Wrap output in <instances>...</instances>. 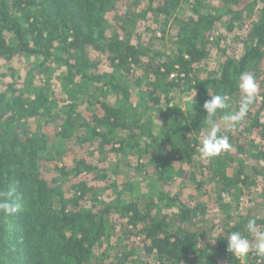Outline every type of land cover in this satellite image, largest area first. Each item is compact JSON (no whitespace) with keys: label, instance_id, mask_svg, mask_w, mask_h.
<instances>
[{"label":"trees","instance_id":"16d2710c","mask_svg":"<svg viewBox=\"0 0 264 264\" xmlns=\"http://www.w3.org/2000/svg\"><path fill=\"white\" fill-rule=\"evenodd\" d=\"M184 3L0 0V60L25 57L35 61L25 77L11 68L12 80L0 88V192L15 189L11 199L21 204L16 214L0 212V264H104L97 262L96 251L114 234V215L120 220L119 237L132 241L131 248L119 257V264L122 259L124 264H241L227 252L224 239L232 231L244 232L250 218L264 230V180L251 198L256 208L226 211L218 201L216 209L206 202L190 206L180 192L165 188L153 194L151 190V196L142 200L117 195L111 201L91 198L93 206L87 207V199L95 194L86 180L76 182L68 193L61 179L67 163L60 166L55 162L67 154L70 142H76L81 148L97 146L98 153L108 155H126L129 150L142 165L152 153L158 181L167 183L174 175L180 180L188 178L186 171L196 165L199 156V140L209 130L202 107L210 99L209 93L228 97L229 108L213 118L221 128L223 114L232 111L234 100L240 103L236 87L239 75L250 72L258 79L264 74V0H224L223 7L209 12L201 11L196 3L189 13L184 12ZM257 6V18L243 39L241 52L225 53L213 74L192 76L208 59L210 35L217 25L227 23L232 33L238 19L254 17ZM149 17L169 20V29L156 38L168 39L175 55L168 52V46L165 53L145 46L136 34ZM91 49L106 58L110 70L103 72L89 59ZM49 64L65 68L69 83L62 89V103L49 92L50 86L37 85V75L46 73ZM141 67L145 83L152 80L160 86L159 78L166 79L161 86L167 88L178 86L179 81L190 83L196 90V103L188 110L174 107L168 111L161 107L159 91L154 90L151 95L158 96L152 101L158 109L148 111L141 101L133 100L129 81ZM260 88L264 90V83ZM256 101L264 109V91L262 100L258 97ZM125 102L126 107H122ZM261 106L255 112L249 109L245 118L249 124L244 123L238 139L232 130L220 129L230 146L234 140L240 143L235 146L240 156L231 158L237 165L232 174L221 156L209 163L219 198L231 189H240V184L251 189V172L262 175L264 171L260 143L242 137L258 131L264 141ZM61 117L64 124L52 141L44 127ZM73 117L79 120L77 127ZM75 127L78 132L73 133ZM52 143L55 155L47 157ZM76 159L78 176L95 173L96 166L83 157ZM43 160H54L52 167L58 176H51L53 170L44 174ZM255 259L253 264H264V260Z\"/></svg>","mask_w":264,"mask_h":264},{"label":"rangeland","instance_id":"374dc122","mask_svg":"<svg viewBox=\"0 0 264 264\" xmlns=\"http://www.w3.org/2000/svg\"><path fill=\"white\" fill-rule=\"evenodd\" d=\"M185 2L186 3H184L183 9L184 12L187 13L190 12V10L188 9L192 8V6H194L196 3H198V8L203 12H209L211 9L215 10L216 7L219 8L224 6V0H185ZM258 8L259 7L257 6L253 10L252 14L254 17H252L251 20L248 19L249 17L245 18V16L242 19H238L235 23L236 29L232 33L228 32L227 23L221 22L217 25L214 32H212V34L210 35L208 59L203 65H199L198 67H196V69H194V71L192 72V76H194L195 78H204L205 76L213 74L221 65V59L225 53L231 55L241 52V50L245 46L243 39H245V37L249 33L248 29L251 28L252 20H255L257 18ZM149 19L151 22L146 21L141 23L136 32V34L140 36L141 41L145 46H150L155 50L164 53L168 49L169 53L175 55V47H171L172 45L170 44V41L168 39L158 40L156 38H162L163 30L165 31L169 29V20L158 18L154 19L152 17H149ZM148 27H150V29ZM167 46L171 49L167 48ZM89 59L98 63V68L103 72L111 69L106 58L93 49L89 51ZM32 62H35L33 58L30 59L25 57L16 58L11 62L0 60V88L5 87V85L9 83L10 80H12L10 77L11 68H13L20 77H25L27 68L31 66L30 64ZM63 70H65V68L60 65L52 66L51 64H49L46 73L37 75L36 77L37 85H41L42 87L50 86L51 88L49 92L54 94V96H57L60 103H62L60 98L63 97L62 89H65V85L69 83L65 79L66 75H64ZM35 71L38 74L37 70ZM144 71V67H141V69L137 71V75H135L136 78H131L129 80L131 81V90L133 91L134 101H141L143 105L148 108V111L151 110L152 112L158 109L155 102L152 101V98L155 99L159 94L161 98V107L168 111H171L174 107H180L188 110L193 106L191 97L196 93V90L190 85V83L179 81L178 86H169L167 88L166 85L164 87L161 86L166 82V79L159 78L158 82L160 86H155V83L152 80H148L147 83L144 82L145 75H142ZM5 74L7 77H4ZM256 83L259 89L256 98L259 97V100L261 101L264 90H261L260 84L262 85L264 83V74H262L260 78L256 79ZM154 90L159 91L158 95H151ZM120 98L122 100V96H120ZM255 102L258 103L256 104ZM254 103L255 104L254 106H252V109L250 108V111L252 112H255L261 106L259 101H256V99ZM121 105L122 107H126L127 104L125 102ZM237 107L238 102L234 100L232 111ZM153 114L155 117L157 116V113ZM261 116L263 117L262 120H264V109L262 106ZM77 119L78 118L73 117L71 120L72 123L76 124V127L79 122V120ZM244 123L249 124V122H247V119H244L235 128L229 129L224 126L222 121L220 129L222 132L232 130L234 138L238 139V136H240L244 132ZM63 124L64 117H61L58 120H52L49 125L44 127V132L50 134L52 141H54L56 140V133L60 131V128L63 126ZM76 127L75 129H73V133L78 132V129H76ZM242 137L243 139H248L249 141L250 139L256 140L258 143H260L259 146H261L262 150H264V141L261 140L260 133L258 131H255L254 133L252 132L251 134H245ZM237 144L240 143L237 140H234L231 145L232 148L230 146L229 150L219 155L222 157L224 164H226L225 167L230 168L229 173L231 174L233 173L234 168L237 166L235 165L236 163H232L231 158L233 159L234 157L237 158L238 155L240 156L239 153H236L237 150L235 146H237ZM69 146L71 148H69ZM49 148L51 149V155L47 153V157H54L55 145L52 143ZM66 150L68 151L67 154L64 157L56 159L55 161L60 166H63L62 163H67L66 174L62 175L61 179H63V182L65 183L64 187L68 193H71L73 191L72 186L76 184V182H79L82 179L86 180L89 185V190L95 194V196H90L87 199V207L93 206V201L91 198L111 201L113 198H116L117 195L118 198L123 197L130 200L134 198L142 200L143 198H149L151 196V190L153 194L157 190L165 188L166 190L173 193L180 192L183 196V199L190 206H194L199 202H206V204L216 209L217 207L215 208V202L218 201V204H221L223 210L226 211L235 208H256V206L251 203V198H255L259 190L258 188L260 187V185L262 186L264 180V171L261 170L262 175L256 172H251V176L254 180L251 189L248 188L245 184H240V189H231L229 192L222 193V197L219 198L218 193L215 192V188H217L216 185H214L215 179L210 177L211 172L209 171V163L212 161V159H201L200 156H196V165L186 171L188 172L186 174L188 178L180 180V177L176 178L174 175L172 179L168 180L167 183H165L163 182V180H157V172L153 168L152 153L149 158L143 162L142 165V162H137L136 157L130 155L131 151L129 150L126 155H108L107 152L98 153L97 146H90L88 144L85 146V148H81L76 144V142H70L66 147ZM253 150H255V148ZM79 157L85 158L90 164L96 166L95 173L92 172L91 174H83L82 176H78L79 169L76 167L75 160H77L76 158L79 159ZM53 164L54 160H43L42 170L45 175L47 173H50L51 170L55 172L54 167H52ZM247 165L248 164H245L244 166L247 168L249 166ZM51 176H58V174L55 172V174ZM146 183L150 184L147 185ZM129 188L132 190V192L129 191ZM119 222V217L117 215H114L112 224L113 227L116 228V230L112 237H109L108 241L105 242L102 247H99L97 249L96 258L98 257V263L102 261L104 264H119V257L121 256L122 252H127L129 247L131 248L132 241L124 240L123 238L119 237ZM138 251L140 250H137V252ZM255 258L256 256H249L244 261V264H253L254 261L256 262ZM142 259L145 260L146 257L142 256L141 260ZM258 259H260V261L264 260L261 258ZM121 264H124L123 259L121 261ZM131 264L142 263L136 262Z\"/></svg>","mask_w":264,"mask_h":264},{"label":"clouds","instance_id":"9594fccd","mask_svg":"<svg viewBox=\"0 0 264 264\" xmlns=\"http://www.w3.org/2000/svg\"><path fill=\"white\" fill-rule=\"evenodd\" d=\"M236 87L240 93V103L235 110L225 112L221 118L224 126L229 129L235 128L246 118L259 91L256 78L250 72H243L239 75ZM195 95L196 93L191 97L194 103H196ZM209 96L210 99L206 100L202 106L206 113L204 122L209 130L198 143L197 151L201 159L215 158L230 148L227 136L221 135L219 125L213 119L218 113L229 108L228 97L211 93ZM14 191L15 189L0 192V212L5 215L16 214L21 209V204L11 199ZM224 240L227 243V252L240 260L241 264H244L249 256L264 259V230H260L255 219L250 218L247 221L244 232L232 231Z\"/></svg>","mask_w":264,"mask_h":264}]
</instances>
